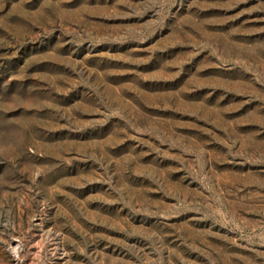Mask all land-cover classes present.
<instances>
[{"label":"rangeland","instance_id":"1","mask_svg":"<svg viewBox=\"0 0 264 264\" xmlns=\"http://www.w3.org/2000/svg\"><path fill=\"white\" fill-rule=\"evenodd\" d=\"M0 264H264V0H0Z\"/></svg>","mask_w":264,"mask_h":264}]
</instances>
